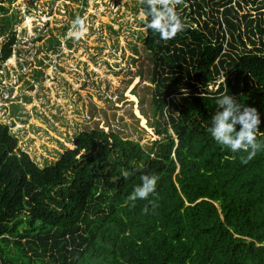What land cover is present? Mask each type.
I'll list each match as a JSON object with an SVG mask.
<instances>
[{"label": "trees", "instance_id": "1", "mask_svg": "<svg viewBox=\"0 0 264 264\" xmlns=\"http://www.w3.org/2000/svg\"><path fill=\"white\" fill-rule=\"evenodd\" d=\"M138 1L162 136L145 146L115 128H83L41 165L0 122V264H264V148L243 163L247 153L207 131L228 94L257 109L264 143V17L252 24L240 13L255 0H220L165 41ZM15 38L12 30L0 59ZM143 175L158 177L155 191L132 206Z\"/></svg>", "mask_w": 264, "mask_h": 264}, {"label": "rangeland", "instance_id": "2", "mask_svg": "<svg viewBox=\"0 0 264 264\" xmlns=\"http://www.w3.org/2000/svg\"><path fill=\"white\" fill-rule=\"evenodd\" d=\"M216 1L206 0L201 8L196 0H183L175 10L182 21L202 20L215 13ZM259 1L240 9L255 19L252 24L264 17ZM1 3L0 54L12 30L16 38L10 56L0 59V122L9 124L20 147L39 164L56 158L62 144L72 146L75 131L96 125L145 146L162 136L150 108L154 59L142 42L138 0ZM77 17L86 29L79 39L69 36ZM254 37L258 42L259 34Z\"/></svg>", "mask_w": 264, "mask_h": 264}, {"label": "clouds", "instance_id": "3", "mask_svg": "<svg viewBox=\"0 0 264 264\" xmlns=\"http://www.w3.org/2000/svg\"><path fill=\"white\" fill-rule=\"evenodd\" d=\"M147 6V16L151 19L146 21V26L153 33L159 34L162 40L174 38L178 32L185 30L186 25L176 12V5L183 0H140ZM143 16L144 13H141ZM84 19L77 17L72 23L69 36L79 39L85 33ZM217 111L212 116V123L207 127L208 133L221 146L230 149L233 153L245 152L247 156L241 157L243 163H247L255 157L264 143L258 142L256 133L261 123L260 115L255 107L241 106L237 100L228 94H222L216 99ZM236 125H240L237 130ZM123 175L127 177V172ZM158 177L155 175H143L141 184L137 185L128 196V201L135 206L137 199L144 200L155 191ZM147 213V206L143 209Z\"/></svg>", "mask_w": 264, "mask_h": 264}]
</instances>
